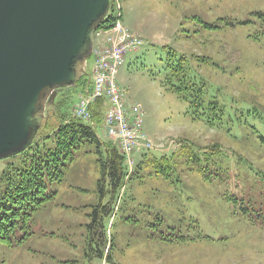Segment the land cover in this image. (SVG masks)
Returning <instances> with one entry per match:
<instances>
[{
    "label": "rangeland",
    "instance_id": "1",
    "mask_svg": "<svg viewBox=\"0 0 264 264\" xmlns=\"http://www.w3.org/2000/svg\"><path fill=\"white\" fill-rule=\"evenodd\" d=\"M115 9L142 42L117 83L129 107L144 109L153 147L134 159L147 164L112 202L103 244L92 227L96 207L110 203L98 155L93 145L75 151L7 264H264V0H118ZM81 92L58 97L73 108Z\"/></svg>",
    "mask_w": 264,
    "mask_h": 264
},
{
    "label": "water",
    "instance_id": "2",
    "mask_svg": "<svg viewBox=\"0 0 264 264\" xmlns=\"http://www.w3.org/2000/svg\"><path fill=\"white\" fill-rule=\"evenodd\" d=\"M110 0H0V160L27 151L54 92L86 75Z\"/></svg>",
    "mask_w": 264,
    "mask_h": 264
},
{
    "label": "trees",
    "instance_id": "3",
    "mask_svg": "<svg viewBox=\"0 0 264 264\" xmlns=\"http://www.w3.org/2000/svg\"><path fill=\"white\" fill-rule=\"evenodd\" d=\"M115 2L116 0H111L110 13L100 22L98 31L113 29L121 19V16L112 14L115 11ZM89 78V75L83 77L77 85L82 87L81 93L90 89ZM174 88L180 95L181 88ZM197 94L202 106V86ZM69 99L65 95L55 102L52 115L43 121L32 146L13 157L18 163L12 162L0 172V264H7L11 253L22 248L34 236L31 228L33 218L45 207L46 201L57 194L56 189L64 180L65 170L73 161L75 151L81 150L85 145H93L98 155L101 168L98 188L103 196H110V203L96 207L92 216V227L94 235L100 236L103 244V220L112 212V202H117L125 183L147 164L149 158L145 156L146 160L130 175L120 149L110 140L99 136V130L103 129L106 107L103 99L98 100L92 109L94 126L73 118L72 107H68ZM211 105L218 106L216 103ZM157 161L169 162L165 157Z\"/></svg>",
    "mask_w": 264,
    "mask_h": 264
},
{
    "label": "built area",
    "instance_id": "4",
    "mask_svg": "<svg viewBox=\"0 0 264 264\" xmlns=\"http://www.w3.org/2000/svg\"><path fill=\"white\" fill-rule=\"evenodd\" d=\"M98 37L101 40L94 49L93 91L80 99L74 116L89 123L93 103L99 98L107 99L110 107L105 119L106 131L118 143L131 166V156L142 140L144 113L139 104L131 108L126 106L125 94L117 85V75L125 56L135 51L141 41L119 24L108 32H100Z\"/></svg>",
    "mask_w": 264,
    "mask_h": 264
}]
</instances>
